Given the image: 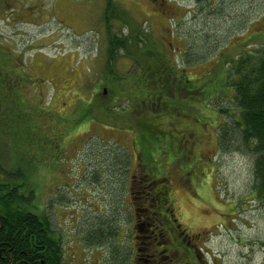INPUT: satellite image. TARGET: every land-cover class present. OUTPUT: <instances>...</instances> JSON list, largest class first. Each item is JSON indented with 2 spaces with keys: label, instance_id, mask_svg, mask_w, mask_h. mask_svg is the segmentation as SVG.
I'll use <instances>...</instances> for the list:
<instances>
[{
  "label": "rangeland",
  "instance_id": "1",
  "mask_svg": "<svg viewBox=\"0 0 264 264\" xmlns=\"http://www.w3.org/2000/svg\"><path fill=\"white\" fill-rule=\"evenodd\" d=\"M108 1L0 0V70L15 75L25 69L33 79L24 77L28 85L18 96L24 102L19 113L45 109L35 118L37 125L0 122V182L24 184L27 208L51 221L69 264H128L133 232L123 200L128 201V181L145 178V169L159 179L168 175L181 230L201 235V264H264V201L256 196L254 156L239 144L228 151L218 147L219 125L228 120L219 111L231 107L230 93L215 97L218 121L170 119L159 126L164 134L150 164L137 158L135 126L105 115L104 106L115 101L116 111L121 112L120 102L128 106L125 96L117 99L110 92L105 73ZM213 1L215 9L204 3L203 15L182 18L175 29L177 60L193 61L192 78L235 57L256 62L264 51V0ZM113 3L111 14L123 17L111 21L115 37L143 29L160 36L163 26H170L165 21L162 29L144 0ZM123 53L117 49L113 63L125 74L133 62ZM126 159L132 160L130 170ZM110 225L116 236L98 244V235L89 230L107 231Z\"/></svg>",
  "mask_w": 264,
  "mask_h": 264
},
{
  "label": "trees",
  "instance_id": "2",
  "mask_svg": "<svg viewBox=\"0 0 264 264\" xmlns=\"http://www.w3.org/2000/svg\"><path fill=\"white\" fill-rule=\"evenodd\" d=\"M108 2L104 16L109 35L105 73L109 77L110 92L117 95V99L125 96L128 108L120 102L121 112L116 111L115 101L110 107L104 106V113L108 117L126 118L135 126L138 160L144 164L154 162L161 140L159 135L164 134L159 126L166 125L167 120L206 122L216 118L218 121L214 113L217 109L215 97L220 92L225 95L230 93L231 107L219 111L227 114L228 120L219 125L218 147L228 151L232 145L239 144L238 148L254 156L256 196L264 201V51H259L261 53L256 62L250 57L240 60L235 57L232 61H222L202 77L192 78L188 76V68L193 61L187 58L186 63L180 64L177 60L174 48L176 34L172 24L168 27L167 37L158 36L153 31L148 33L144 29L126 37H115L111 21L123 20V17L111 14L116 7L113 0ZM125 22L127 20L124 19ZM117 49L123 50V55L133 62L132 72L124 74L116 71L113 62ZM218 63L219 60L216 61ZM228 63L234 64L233 70L227 68ZM22 71L13 75L0 70V122L16 125L20 119L28 127L31 123L37 125L35 118L43 117L41 114L45 109L40 106L27 108L26 113L34 115L31 118L29 114L19 113L24 108V102L18 96H22L21 92L28 85L24 80L28 77L27 71ZM102 97L97 96L100 100ZM91 111L92 103L86 118ZM14 129L16 131L17 128ZM128 163L131 164L132 160L126 159L124 165L130 170ZM145 171L147 179L165 181V178L156 179ZM18 175L15 173L16 179ZM23 186L13 181L0 182V264H69L64 260L62 238L52 228L48 217L27 208V197L21 193ZM116 229L113 231L110 225L107 231L99 228L89 232L98 235L99 239H95L98 244L107 245L109 238L116 236ZM113 249L118 253L114 244Z\"/></svg>",
  "mask_w": 264,
  "mask_h": 264
},
{
  "label": "flooded vegetation",
  "instance_id": "3",
  "mask_svg": "<svg viewBox=\"0 0 264 264\" xmlns=\"http://www.w3.org/2000/svg\"><path fill=\"white\" fill-rule=\"evenodd\" d=\"M198 2L200 5L195 8L191 5V0H144L149 12L158 20L157 24L162 29L166 28V32L162 34L166 37L169 29L163 26L165 21L171 25L173 20L175 31L182 18H188L198 12L203 15L208 8L202 7V4L206 3L211 9H215L213 0ZM136 11L139 14L145 13L140 8ZM177 33L175 31V34ZM146 176L137 178L138 181L136 179L135 182L128 181L125 189L128 198L127 202L123 200L125 221L132 225L133 232L128 264H201V235L192 236L181 230L182 225L179 223L180 218L172 199V183L168 180V175L160 177L165 178V183L153 182Z\"/></svg>",
  "mask_w": 264,
  "mask_h": 264
},
{
  "label": "bare ground",
  "instance_id": "4",
  "mask_svg": "<svg viewBox=\"0 0 264 264\" xmlns=\"http://www.w3.org/2000/svg\"><path fill=\"white\" fill-rule=\"evenodd\" d=\"M31 262V261H30Z\"/></svg>",
  "mask_w": 264,
  "mask_h": 264
}]
</instances>
